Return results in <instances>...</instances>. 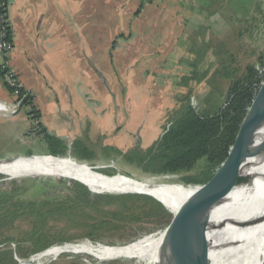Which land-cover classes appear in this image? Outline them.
Segmentation results:
<instances>
[{"label":"rangeland","instance_id":"374dc122","mask_svg":"<svg viewBox=\"0 0 264 264\" xmlns=\"http://www.w3.org/2000/svg\"><path fill=\"white\" fill-rule=\"evenodd\" d=\"M147 5L141 16L147 17L148 13L160 15V9H154L153 5L147 10ZM123 11L105 10V51L97 54L101 59V55H105V67L99 74L105 78L102 81L99 79L101 82L96 80L93 88L75 89L73 92L67 89V93L72 94V100L67 99V93L61 89L63 98L59 95L57 100L58 110L63 115H54L53 107L43 106L41 116L39 107L35 105L24 106L17 115H13L23 98L15 101L12 97L13 102H7L9 111H0V160H8L3 163L49 157L44 136L50 135L61 140L65 147L63 155L57 158L71 160L104 176L114 177L119 173L150 186L185 185L181 182L184 173L157 174L156 166L147 168L146 163L139 162L137 155L146 157L147 151L159 143L164 131L187 107L202 118L214 116L226 107L228 82L214 73L212 64L215 57L206 58L199 66H190L196 52H203L205 42H209L211 48L206 56L226 51L233 57L231 67L241 68L240 72L246 65H253L260 81L252 87L254 98L257 95L264 81V58L263 62L258 61L259 56L264 57V0H182L180 9H176L181 21L177 20L175 26L166 22L160 24L154 46H150L145 38L140 40L138 33L136 38L129 26L114 23L112 13L115 16L119 13L120 17ZM170 11L174 9H164L163 16ZM126 13H129L128 9ZM174 17V20L179 18L176 14ZM113 30L114 34L109 35L108 31ZM120 34L123 38L116 37ZM108 39L111 41L107 46ZM108 51L111 55L106 57ZM129 52L141 55L143 52L142 65L134 66L132 61H126L124 55ZM208 66L211 70L207 77L197 82L196 78ZM68 72L62 69L63 75ZM73 75L75 77L77 73ZM191 76L195 79H190ZM84 92L88 94L87 99L83 96ZM58 117L63 118L60 120ZM37 122L40 126L36 132L42 127L48 130L36 134L33 130ZM76 142L87 148L85 157L75 147ZM219 169L201 161L188 175L204 171L212 179ZM71 182L79 181L66 176H12L0 173V193L12 188L20 200H40L65 194L72 188ZM88 190L95 194H136ZM49 226L51 240L62 239L50 247L87 242L116 248H123L164 227L156 228V223L136 224L91 240L86 237L83 226L76 222L52 221ZM27 229L28 222L18 219L10 229L7 227L0 231V242H3L0 249L13 250L18 264H136L135 259L99 260L85 253H62L54 258L30 262L47 250L30 254L27 258L17 255L15 249L18 244L28 247L24 241Z\"/></svg>","mask_w":264,"mask_h":264},{"label":"trees","instance_id":"16d2710c","mask_svg":"<svg viewBox=\"0 0 264 264\" xmlns=\"http://www.w3.org/2000/svg\"><path fill=\"white\" fill-rule=\"evenodd\" d=\"M151 2L152 0H140L134 16L140 15L144 6ZM210 48L209 42H205L204 51L196 52L190 66H199L206 58L215 57V63L212 64L214 73L228 82L226 107L218 114L204 118L187 107L171 122L159 143L147 151L146 157L137 155L139 162L146 163L147 168L156 166L157 174L184 173L185 177L181 182L185 185L201 186L211 180V176L204 171L188 175L199 162L205 161L220 167L226 160L247 114V108L254 99L252 87L260 82L253 65H246L240 72L241 68L231 67L233 57L226 51L206 56L209 55ZM263 58L259 56L258 61L261 62ZM209 69L210 66L203 70L201 76L196 78L197 82L204 81ZM194 75L198 73L194 72ZM193 78L194 76L190 77ZM22 95L25 93L22 92ZM44 138L51 157L63 155L65 147L61 140L50 135H45ZM74 145L85 157L87 148L81 142ZM71 185L72 188L63 195L40 200H20L16 198L17 193L12 188L0 193V231L7 227L10 229L18 219L28 222L27 237L24 240L28 247L23 248L19 244L16 246L15 252L19 257L27 258L30 254L42 252L53 243L62 241L61 238L51 240L49 224L52 221L66 224L76 222L83 226L86 237L91 240L112 235L131 225L156 223V228H161L171 221L172 215L150 196L95 194L79 182H71ZM0 264H18L14 251L0 249Z\"/></svg>","mask_w":264,"mask_h":264},{"label":"crops","instance_id":"0c3cea01","mask_svg":"<svg viewBox=\"0 0 264 264\" xmlns=\"http://www.w3.org/2000/svg\"><path fill=\"white\" fill-rule=\"evenodd\" d=\"M139 2L140 0H8L7 16L13 43L11 67L23 84L25 95H31L27 106L39 107L41 116L43 106L53 107L54 115H63L58 110L57 100L59 95L63 98L61 89L67 93V89L93 88L96 80L102 81L105 78L99 75L102 67H105V55H101L103 59L97 55L99 51H105V10H125L120 17L119 13L117 16L112 13L114 23L129 26L136 38L138 35L140 40L145 38L150 46L156 44L155 36L160 24L166 22L175 26L177 20L181 19L176 9H180L182 0H152L145 9L154 5L153 8L160 9L161 12L158 15L148 11L147 17L141 16L143 11L134 16ZM126 9L129 13H126ZM164 9L174 11L163 16ZM175 14L179 17L176 20ZM114 30L108 31L109 35L114 34ZM119 36L123 38V34L116 35ZM109 39L107 46L111 41ZM136 53L129 52L124 55V59L132 61L134 66H140L145 56H142L143 52L142 55ZM107 54L106 57L111 55L109 51ZM63 68L70 71L66 76L62 74ZM74 73L77 76L74 77ZM65 96L69 100L73 99L72 94L67 93ZM83 96L88 98L86 92ZM0 100L13 102L1 79ZM8 108L2 106L1 109L7 112ZM44 113L47 114L46 111ZM58 118L62 120L63 117Z\"/></svg>","mask_w":264,"mask_h":264},{"label":"bare ground","instance_id":"6f19581e","mask_svg":"<svg viewBox=\"0 0 264 264\" xmlns=\"http://www.w3.org/2000/svg\"><path fill=\"white\" fill-rule=\"evenodd\" d=\"M255 140L254 145L264 140V125L257 130ZM0 173L66 176L96 193L145 194L159 201L172 215L167 226L123 248L87 242L55 245L30 262L62 253H85L99 260L135 259L136 264H158L184 215L205 187L150 186L119 173L114 177L104 176L71 160L51 156L0 162ZM239 175V180L209 212V222L213 226L205 236L208 264H264V155L245 161Z\"/></svg>","mask_w":264,"mask_h":264},{"label":"water","instance_id":"95a60500","mask_svg":"<svg viewBox=\"0 0 264 264\" xmlns=\"http://www.w3.org/2000/svg\"><path fill=\"white\" fill-rule=\"evenodd\" d=\"M29 98H31L30 94H26L23 97L13 115H17L21 111ZM263 125L264 81L252 101L226 160L221 164L215 176L202 185L205 186L203 191L184 215L158 264H208V244L205 236L207 232L212 230L213 226L209 222V212L239 180V173L243 163L247 160L250 161L256 156L264 155V140L254 145L256 132ZM39 126L40 122H37L35 130H33L36 134H42L46 131V128L42 127L36 132ZM27 134L29 135V133ZM4 161L8 160H0V162Z\"/></svg>","mask_w":264,"mask_h":264},{"label":"built area","instance_id":"2783aa9c","mask_svg":"<svg viewBox=\"0 0 264 264\" xmlns=\"http://www.w3.org/2000/svg\"><path fill=\"white\" fill-rule=\"evenodd\" d=\"M7 11L8 0L0 1V79L14 100L20 101L25 95H22L23 84L11 67L13 43L11 40ZM2 106L10 105L6 101L0 100V111L4 112V110L1 109Z\"/></svg>","mask_w":264,"mask_h":264},{"label":"flooded vegetation","instance_id":"af4514ba","mask_svg":"<svg viewBox=\"0 0 264 264\" xmlns=\"http://www.w3.org/2000/svg\"><path fill=\"white\" fill-rule=\"evenodd\" d=\"M27 103H28V101L24 104V106H27ZM24 106H23V107H24Z\"/></svg>","mask_w":264,"mask_h":264}]
</instances>
